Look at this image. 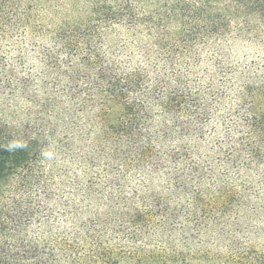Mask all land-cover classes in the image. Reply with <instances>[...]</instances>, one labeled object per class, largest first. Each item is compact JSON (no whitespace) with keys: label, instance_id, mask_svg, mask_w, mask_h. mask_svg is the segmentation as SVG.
I'll use <instances>...</instances> for the list:
<instances>
[{"label":"trees","instance_id":"16d2710c","mask_svg":"<svg viewBox=\"0 0 264 264\" xmlns=\"http://www.w3.org/2000/svg\"><path fill=\"white\" fill-rule=\"evenodd\" d=\"M17 31L0 264H264V64L223 45L264 50V0H0Z\"/></svg>","mask_w":264,"mask_h":264},{"label":"rangeland","instance_id":"374dc122","mask_svg":"<svg viewBox=\"0 0 264 264\" xmlns=\"http://www.w3.org/2000/svg\"><path fill=\"white\" fill-rule=\"evenodd\" d=\"M226 51L231 54L234 61L236 60H246L254 65L256 70L261 71V66L264 64V50L261 49V40L258 44L248 43L246 41H233L229 40L223 43ZM47 49L50 46H47ZM0 62H8L16 64L19 68L20 66L24 70L35 71L39 68V57L36 52L30 51L27 43L24 42L23 35L20 32H14L5 39H0ZM32 95L35 92H29ZM39 93V92H38ZM25 103L17 105V107H25ZM255 111L261 114V92L255 97ZM63 214L58 213L55 220L63 219ZM58 226H63L60 224ZM258 226L260 228V233L254 240H257L261 244V217L258 220ZM57 227V226H56Z\"/></svg>","mask_w":264,"mask_h":264}]
</instances>
